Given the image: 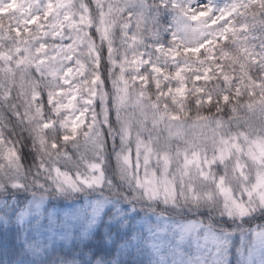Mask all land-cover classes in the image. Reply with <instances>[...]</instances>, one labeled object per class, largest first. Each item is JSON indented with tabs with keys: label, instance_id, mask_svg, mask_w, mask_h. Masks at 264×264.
Here are the masks:
<instances>
[{
	"label": "snow or ice",
	"instance_id": "1",
	"mask_svg": "<svg viewBox=\"0 0 264 264\" xmlns=\"http://www.w3.org/2000/svg\"><path fill=\"white\" fill-rule=\"evenodd\" d=\"M0 264H264V0H0Z\"/></svg>",
	"mask_w": 264,
	"mask_h": 264
}]
</instances>
